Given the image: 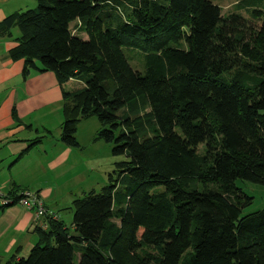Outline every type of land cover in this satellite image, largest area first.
Here are the masks:
<instances>
[{
  "label": "trees",
  "instance_id": "obj_1",
  "mask_svg": "<svg viewBox=\"0 0 264 264\" xmlns=\"http://www.w3.org/2000/svg\"><path fill=\"white\" fill-rule=\"evenodd\" d=\"M263 2L223 16L209 0H37L0 22V38L19 30L8 53L23 79L80 83L62 86L61 142L78 146L95 116V139L129 157L73 198L71 224L36 228L4 264H264V209L241 215L253 197L234 183L264 185V21L246 39L240 13L261 17ZM126 45L144 51L143 73Z\"/></svg>",
  "mask_w": 264,
  "mask_h": 264
},
{
  "label": "crops",
  "instance_id": "obj_2",
  "mask_svg": "<svg viewBox=\"0 0 264 264\" xmlns=\"http://www.w3.org/2000/svg\"><path fill=\"white\" fill-rule=\"evenodd\" d=\"M31 3L33 0L28 5ZM23 7L21 0H0V22L13 12L25 10ZM11 34L0 38V188L4 193L38 191L46 207L69 225L72 215L60 213L63 195L88 191L86 187H92V183L86 184V179L94 173L99 175V160L84 153L78 138L76 147L60 140L62 86L71 90L80 83L70 79L61 86L50 71L31 72L23 79V59H12L8 53L17 45L18 28H12ZM84 35L82 38H86ZM85 120L79 122L76 133L80 126H87L81 125ZM90 124L83 130L89 141L96 143L100 140L95 139L98 124ZM71 181L76 182L68 184ZM38 239L32 211L19 205L0 207L1 264L12 255L25 257Z\"/></svg>",
  "mask_w": 264,
  "mask_h": 264
},
{
  "label": "rangeland",
  "instance_id": "obj_3",
  "mask_svg": "<svg viewBox=\"0 0 264 264\" xmlns=\"http://www.w3.org/2000/svg\"><path fill=\"white\" fill-rule=\"evenodd\" d=\"M209 1H211L212 3L220 7L221 14L223 16H228L229 14L235 12L236 10L234 4L236 3L237 0H209ZM21 3H23V6H24L23 9L25 10L26 8L29 9V8L37 7V0H33V3H31L32 7L28 5L29 0H21ZM253 9L254 7H251L248 10L240 11L242 17H244V19L246 20L245 27L243 28V30L245 31L244 33H245L246 39H248L250 35L251 36L256 35L260 29L262 22L264 21V11L262 12V16L259 17V15L253 11ZM75 22H72L71 26H73ZM136 42L139 45L145 44V42H140L139 40H137ZM122 49H123L125 56L127 57L128 62L132 66V68L143 73L145 70L144 51L139 46H132V45L123 46ZM234 72H235V69L224 73V76L228 77L230 74H233ZM125 111H126V108L120 110L119 114L123 115ZM82 123L84 124H81V125H87V126H80L81 130L80 132L76 133V138H78V141L84 145V148H83L85 150L84 153L88 154V157L93 155L99 160L97 162L99 166V169H98L99 175H96L94 173L92 177L87 178L86 184L92 183V185H90L92 187H86V188H89L87 189L88 191H90V189L91 190L94 189L95 191L98 192L109 183V173H112L113 170L115 169V163L120 162V161L129 160V157L125 154L113 155L111 152V146H112L111 143H108L102 139L98 140V142L96 143L89 141L90 136H88V134L83 130V128H85V130H88L87 127H91L90 123H97L98 130L102 128L100 121L95 116H91L89 119L83 121ZM199 150L200 152H203V145H200ZM112 174L114 177L116 176L114 173ZM74 182L76 181H71L68 184L74 183ZM234 183L245 194L253 197L251 203L242 208V211L240 213L241 215H245L250 212L264 209V185H260V184L247 181V180H242V179H236ZM64 187L62 190L63 193L65 191ZM159 189H162V188L159 187ZM82 194L81 193H78L76 195H72V194L63 195L62 194L63 199H64L62 209L60 210V213L62 214V216L66 213L67 214L70 213L71 215H73V210L71 208V200H73V198L76 196H81Z\"/></svg>",
  "mask_w": 264,
  "mask_h": 264
},
{
  "label": "built area",
  "instance_id": "obj_4",
  "mask_svg": "<svg viewBox=\"0 0 264 264\" xmlns=\"http://www.w3.org/2000/svg\"><path fill=\"white\" fill-rule=\"evenodd\" d=\"M19 205L27 211H32L36 228L46 229L51 220H57L55 211L49 210L38 191L22 189L15 193H4L0 188V207Z\"/></svg>",
  "mask_w": 264,
  "mask_h": 264
}]
</instances>
